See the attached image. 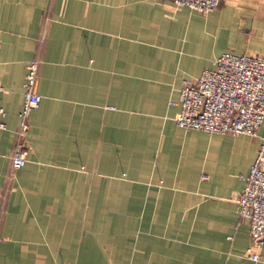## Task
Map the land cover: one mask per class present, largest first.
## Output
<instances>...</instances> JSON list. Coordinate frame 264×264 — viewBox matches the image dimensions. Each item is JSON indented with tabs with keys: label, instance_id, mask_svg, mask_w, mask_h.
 <instances>
[{
	"label": "crops",
	"instance_id": "crops-1",
	"mask_svg": "<svg viewBox=\"0 0 264 264\" xmlns=\"http://www.w3.org/2000/svg\"><path fill=\"white\" fill-rule=\"evenodd\" d=\"M225 52L264 58V0H0V264H264L236 204L257 138L185 130L169 106Z\"/></svg>",
	"mask_w": 264,
	"mask_h": 264
},
{
	"label": "built area",
	"instance_id": "built-area-1",
	"mask_svg": "<svg viewBox=\"0 0 264 264\" xmlns=\"http://www.w3.org/2000/svg\"><path fill=\"white\" fill-rule=\"evenodd\" d=\"M171 1L174 6L187 7L200 14L211 12L221 2ZM38 66L36 58L24 65L23 103L17 114L19 141L9 157L10 172L26 164V149L21 138L29 128L30 112L40 104V95L35 90ZM169 106L176 108L175 124L185 130L257 138L256 155L247 174L240 177L242 188L236 204L238 217L248 223L250 233V243L244 254L250 260L258 261L264 250V58L232 52L220 54L212 61L211 68L203 70L197 77L181 81L177 98L170 100ZM4 115L0 106V129L5 127Z\"/></svg>",
	"mask_w": 264,
	"mask_h": 264
},
{
	"label": "rangeland",
	"instance_id": "rangeland-1",
	"mask_svg": "<svg viewBox=\"0 0 264 264\" xmlns=\"http://www.w3.org/2000/svg\"><path fill=\"white\" fill-rule=\"evenodd\" d=\"M186 79V78H185Z\"/></svg>",
	"mask_w": 264,
	"mask_h": 264
}]
</instances>
